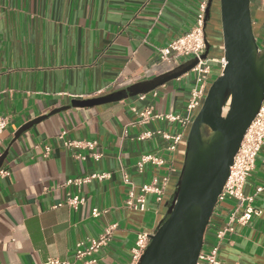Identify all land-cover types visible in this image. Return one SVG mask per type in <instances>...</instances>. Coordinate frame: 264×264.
<instances>
[{"label": "crops", "instance_id": "1", "mask_svg": "<svg viewBox=\"0 0 264 264\" xmlns=\"http://www.w3.org/2000/svg\"><path fill=\"white\" fill-rule=\"evenodd\" d=\"M201 1L0 0V113L9 117L1 154L8 151L2 167L11 171L0 176V264L71 258L79 241L99 237L112 223L117 228L96 253L97 264H128L138 232L158 226L161 201L151 192L145 210L131 207L124 175L136 195L157 178L172 199L176 179L170 175L181 150H169L172 140L164 134L185 128L167 118L145 123L140 113L153 106L154 113L184 114L194 73L122 101L92 106L73 101L151 79L184 61L163 60L159 49L193 27ZM252 4L254 23L263 30L257 24L264 0ZM147 131L153 134L141 138ZM68 139L95 140L103 156L95 160L88 148L67 147ZM148 153L164 158V164L140 169L138 162ZM178 170L176 163L174 175ZM92 173L109 176L81 187L65 184ZM244 193L254 197L256 212L247 224H235L219 257L225 264H264V145ZM77 194L85 201L75 209L65 200ZM236 203L224 204L221 223ZM94 207L103 210L99 217L92 216ZM214 241L215 230L208 229L205 243Z\"/></svg>", "mask_w": 264, "mask_h": 264}, {"label": "water", "instance_id": "2", "mask_svg": "<svg viewBox=\"0 0 264 264\" xmlns=\"http://www.w3.org/2000/svg\"><path fill=\"white\" fill-rule=\"evenodd\" d=\"M252 0H209L202 57H224L221 74L207 84L194 120L178 144L173 197L163 195V217L137 264H197L218 196L230 175L247 130L264 100V29L254 23ZM216 24V25H215ZM221 29L220 37L214 26ZM198 58L123 89L87 99L92 106L145 94L189 72ZM31 123L20 127L21 135ZM181 146H183L181 148ZM8 151L0 155V168Z\"/></svg>", "mask_w": 264, "mask_h": 264}, {"label": "built area", "instance_id": "3", "mask_svg": "<svg viewBox=\"0 0 264 264\" xmlns=\"http://www.w3.org/2000/svg\"><path fill=\"white\" fill-rule=\"evenodd\" d=\"M209 0H202L197 14V19L193 27L183 35L174 39L167 46L159 49L160 58L163 60L181 59L187 60L192 58H198V63L189 71L194 73V82L191 88L190 97L187 103V108L184 114H163L154 113L153 106L146 107L141 113L143 122L148 123L156 118H167L170 121L180 122L184 128L194 120L195 112L200 105L203 94L207 88V84L215 80L214 69L219 68V75L226 66L224 57L203 58L202 55L205 52V18L206 9ZM218 75V76H219ZM217 76V77H218ZM9 124V117L0 113V155L1 147L3 143V134ZM153 133L150 131L141 135V138L149 137ZM167 138H171V144L169 150L175 152L178 148L179 142L184 136V132H179L174 135H166ZM67 147L72 148H88L91 150L89 154L95 160H100L103 153L98 151L96 147L98 142L95 140H79L68 139L65 141ZM264 145V100L261 108L255 116L252 124L247 130L245 137L242 141L240 150L235 158L234 164L231 166L230 175L223 187L222 192L218 196V201L215 206L214 213L211 221L208 225V229L215 230V241L213 244L204 243L203 249L199 254L197 264H225L219 257L220 246L227 234L234 230L235 224H247L253 214L256 212L253 206L254 197L252 195H246L244 193V185L248 176L251 174L256 166L257 157ZM79 159H86V155L81 153L76 154ZM165 159L155 154H145L138 162L140 169L144 167L146 163H152L156 165L164 164ZM11 171L7 168H0V176H9ZM109 176V173H92L81 177L70 178L66 181V185L75 184L81 187L84 184L90 183L94 179H103ZM166 179V178H165ZM124 181L130 185L129 200L127 203L138 210L146 209V194L155 193L158 201H162L164 190L159 184V180L156 178L151 183H145L141 187V193L136 195L135 185L130 179L129 175L125 173ZM262 187L258 188L261 191ZM230 199L237 201L234 209L228 216V219L221 223L219 217L224 209V204ZM85 201V197L77 194L68 196L65 203L72 208L77 209ZM62 204V203H61ZM103 213V210L99 207L92 209V216L99 217ZM117 228L116 223L108 224L99 237H89L85 240L79 241L76 245V249L71 258L60 257H48L43 264H97L98 258L96 253L106 245L113 236L114 230ZM156 229V228H155ZM144 230L137 234L135 245L132 248V259L128 264H137L141 255L145 252L151 241V234L155 230Z\"/></svg>", "mask_w": 264, "mask_h": 264}, {"label": "flooded vegetation", "instance_id": "4", "mask_svg": "<svg viewBox=\"0 0 264 264\" xmlns=\"http://www.w3.org/2000/svg\"><path fill=\"white\" fill-rule=\"evenodd\" d=\"M260 20L258 21V27L264 28V11L259 12ZM217 30V29H216Z\"/></svg>", "mask_w": 264, "mask_h": 264}, {"label": "trees", "instance_id": "5", "mask_svg": "<svg viewBox=\"0 0 264 264\" xmlns=\"http://www.w3.org/2000/svg\"><path fill=\"white\" fill-rule=\"evenodd\" d=\"M216 29H214L216 31V35L220 37L221 29H220V27L218 25L216 26Z\"/></svg>", "mask_w": 264, "mask_h": 264}, {"label": "rangeland", "instance_id": "6", "mask_svg": "<svg viewBox=\"0 0 264 264\" xmlns=\"http://www.w3.org/2000/svg\"><path fill=\"white\" fill-rule=\"evenodd\" d=\"M214 73H215V79L217 78V76L219 75V72H217V69H214Z\"/></svg>", "mask_w": 264, "mask_h": 264}]
</instances>
